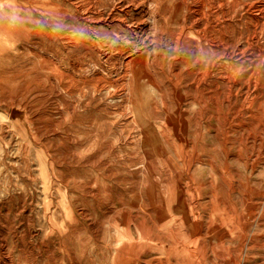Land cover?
Segmentation results:
<instances>
[{"label":"rangeland","instance_id":"obj_1","mask_svg":"<svg viewBox=\"0 0 264 264\" xmlns=\"http://www.w3.org/2000/svg\"><path fill=\"white\" fill-rule=\"evenodd\" d=\"M151 1L0 0V264H264V0Z\"/></svg>","mask_w":264,"mask_h":264},{"label":"bare ground","instance_id":"obj_2","mask_svg":"<svg viewBox=\"0 0 264 264\" xmlns=\"http://www.w3.org/2000/svg\"><path fill=\"white\" fill-rule=\"evenodd\" d=\"M147 1H148V0H147ZM149 1H150V0H149ZM153 1H154V0H152L151 2H153ZM159 1H160L159 3L161 4V7L163 8V6H162V2L164 3L165 1H163V0H159ZM161 1H162V2H161ZM169 1H170V0H169ZM176 1H177V0H176ZM176 1H175V3H176ZM178 1H179V0H178ZM180 1H181V0H180ZM184 1H185V0H184ZM155 2H156V1H155ZM181 2H182V1H181ZM153 3H154V2H153ZM157 3H158V2H157ZM157 3H156V4H157ZM159 3H158V5H159ZM184 3H186V2H184ZM186 4H187V3H186ZM186 4L184 5L185 7H186ZM159 6H160V5H159ZM176 6H178V5H176ZM187 7H189V6H187ZM179 8H180V7H179ZM182 9H183V7H182ZM189 9H190V8H189ZM189 9H188V11H189ZM184 10H187V9H184ZM192 11H193V9H192ZM194 11H195V10H194ZM175 13H177V12H175ZM193 13H194V12H193ZM175 15H176V14H175ZM189 15H190V14H189ZM187 16H188V15H187ZM192 16H193V15H192ZM183 17H184V16H183ZM190 17H191V16H190ZM190 17H189V19H190ZM176 18H177V17H176ZM187 18H188V17H187ZM194 18H195V17H194ZM197 18H198V17H197ZM192 19H193V18H192ZM198 19H199V18H198ZM198 19H197V20H198ZM177 20H178V19H177ZM199 20H200V19H199ZM178 21H179V20H178ZM188 21H190V20L187 19V22H188ZM194 21H196V19H195ZM200 21H201V20H200ZM123 22H124V21H123ZM177 23H178V22H177ZM184 23H185V22H184ZM197 23H198V22H197ZM199 23H200V22H199ZM202 23H203V22H202ZM186 24H187V23H186ZM192 24H194L193 20H192ZM192 24H191V25H192ZM203 24H204V23H203ZM203 24H202V25H203ZM189 25H190V23H189ZM197 25H198V24H197ZM197 25H196V27H197ZM181 26H182V25H181ZM200 26H201V25H200ZM198 27H199V26H198ZM198 27H197V28H198ZM202 27H203V26H202ZM202 27H201V28H202ZM180 28H181V27H180ZM197 28H196V31L193 30V31H195V33H196L197 30H198ZM201 28H200V29H201ZM201 30H202V29H201ZM199 32H200V30H198V32H197V33H198V34H197L198 36H200V35L202 34L203 31H202L201 33H199ZM175 35H176V34H175ZM181 35H182V34H181ZM187 35H188V34H187ZM194 35H196V34H194ZM176 36L178 37V36H180V35H176ZM171 37H172V36H171ZM173 37H175V36L173 35ZM180 37H181V36H180ZM187 37H188V36H187ZM178 38H179V37H178ZM198 38H199V37H197V39H198ZM201 38H203V37H201ZM201 38H200V39H201ZM173 39H175V38H173ZM184 39H185V38H184ZM186 39H187V38H186ZM197 39H196V40H197ZM200 39H199V40H200ZM171 40H172V39H171ZM180 40H181V39H180ZM172 41H173V40H172ZM173 42H174V41H173ZM176 42H177V38H176ZM178 42H179V41H178ZM178 42H177V43H178ZM189 42H191V41H189ZM179 44H180V43H179ZM175 45H176V44H175ZM176 46H178V45H176ZM183 46H185V45H183ZM188 46H189V45H188ZM190 49H191V48H190ZM193 49H194V48H193ZM202 49H203V48H202ZM192 51H193V50H192ZM193 101H194V100H193ZM7 116H8V115H7Z\"/></svg>","mask_w":264,"mask_h":264}]
</instances>
